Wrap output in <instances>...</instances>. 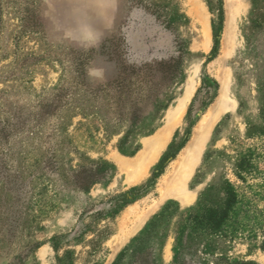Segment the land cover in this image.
Instances as JSON below:
<instances>
[{"label":"rangeland","instance_id":"rangeland-1","mask_svg":"<svg viewBox=\"0 0 264 264\" xmlns=\"http://www.w3.org/2000/svg\"><path fill=\"white\" fill-rule=\"evenodd\" d=\"M0 264H264V0H0Z\"/></svg>","mask_w":264,"mask_h":264},{"label":"clouds","instance_id":"clouds-1","mask_svg":"<svg viewBox=\"0 0 264 264\" xmlns=\"http://www.w3.org/2000/svg\"><path fill=\"white\" fill-rule=\"evenodd\" d=\"M89 76L96 77V78H101L102 77V73L99 70L91 69L89 71Z\"/></svg>","mask_w":264,"mask_h":264},{"label":"bare ground","instance_id":"bare-ground-1","mask_svg":"<svg viewBox=\"0 0 264 264\" xmlns=\"http://www.w3.org/2000/svg\"><path fill=\"white\" fill-rule=\"evenodd\" d=\"M192 92H193V87H191V88L189 89V95H188V98H187V99H189V97L191 96ZM182 103H183V106H184V101H183ZM183 106H182V107H183ZM180 112H181V111H180ZM206 125L209 126V123H208V122L204 123V124L201 126V131H203V130L205 129V126H206ZM164 141H165V140H164Z\"/></svg>","mask_w":264,"mask_h":264}]
</instances>
